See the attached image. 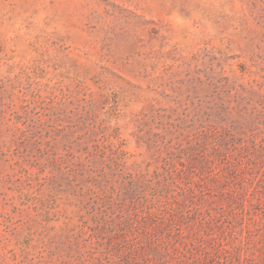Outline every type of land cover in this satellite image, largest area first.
<instances>
[{
    "label": "rangeland",
    "instance_id": "rangeland-1",
    "mask_svg": "<svg viewBox=\"0 0 264 264\" xmlns=\"http://www.w3.org/2000/svg\"><path fill=\"white\" fill-rule=\"evenodd\" d=\"M262 114L264 0H0V264H264Z\"/></svg>",
    "mask_w": 264,
    "mask_h": 264
},
{
    "label": "trees",
    "instance_id": "trees-1",
    "mask_svg": "<svg viewBox=\"0 0 264 264\" xmlns=\"http://www.w3.org/2000/svg\"><path fill=\"white\" fill-rule=\"evenodd\" d=\"M264 114H262L261 116H263ZM253 122H250V121H248L247 122V124L248 125H246V127L248 126V127H251L252 128V126L254 125V123H255V120H252ZM249 137H251V139H254V135L252 134L251 136H249ZM255 140V139H254ZM235 143V142H234ZM239 143H240V145L239 146H235V149H236V151L237 152H235L234 153V156L236 157V156H238L239 157V159H238V161L239 162H242V154H244L243 153V151L241 152L240 150H243L244 148H242V143L239 141ZM253 154L255 155H258V156H263L264 155V145H258L257 143H255V141H254V144H253ZM250 154L248 155V158H249V160L247 161L248 162V165H249V163L251 164H255V165H257V162L256 161H254L253 160V158L251 157V153L252 152H249ZM244 156V155H243ZM255 188V187H254ZM263 189H264V187H263Z\"/></svg>",
    "mask_w": 264,
    "mask_h": 264
}]
</instances>
